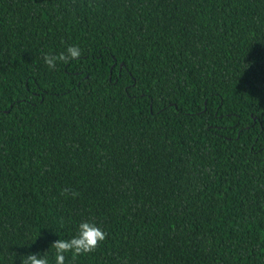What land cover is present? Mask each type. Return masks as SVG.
<instances>
[{
	"label": "trees",
	"instance_id": "16d2710c",
	"mask_svg": "<svg viewBox=\"0 0 264 264\" xmlns=\"http://www.w3.org/2000/svg\"><path fill=\"white\" fill-rule=\"evenodd\" d=\"M81 222L65 264H264V0H0V264Z\"/></svg>",
	"mask_w": 264,
	"mask_h": 264
},
{
	"label": "clouds",
	"instance_id": "9594fccd",
	"mask_svg": "<svg viewBox=\"0 0 264 264\" xmlns=\"http://www.w3.org/2000/svg\"><path fill=\"white\" fill-rule=\"evenodd\" d=\"M81 56V49L78 46H69L66 52L60 55L45 54L44 63L49 69H55L57 62L68 63L70 60L78 59ZM62 196L71 195L76 198L79 193L70 190L62 189ZM106 239V233L94 223L81 222L79 224L78 234L71 239H58L51 243L50 248L55 250V264H65V254L72 253V259L75 260L78 256L95 252L99 245ZM21 264H49L47 257H42L40 254L29 253Z\"/></svg>",
	"mask_w": 264,
	"mask_h": 264
}]
</instances>
